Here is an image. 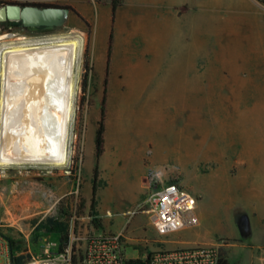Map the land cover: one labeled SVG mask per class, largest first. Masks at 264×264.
<instances>
[{
	"label": "rangeland",
	"instance_id": "rangeland-1",
	"mask_svg": "<svg viewBox=\"0 0 264 264\" xmlns=\"http://www.w3.org/2000/svg\"><path fill=\"white\" fill-rule=\"evenodd\" d=\"M142 5V0H122L115 14L105 147L92 215L93 147L109 5L99 0L85 11L80 8L81 13L70 12L62 26L50 29L0 22V66L3 51L17 44L43 45L62 38L80 42L68 164L0 165V252L9 255V238L18 255L41 256L44 240L57 243L58 234L35 240L32 222L54 217L70 224L76 215L85 222L97 219L105 232L123 234L127 259L158 249L210 245L225 251L228 264H264V205L247 198L238 179L240 153L263 139L262 132L260 137L255 133L264 120V0H196L191 27L182 31L192 44L171 58L156 12L152 19ZM158 7L155 0L153 8ZM260 12L261 29L256 26ZM85 46L92 72L83 93ZM150 167H164V181L197 200L195 225L156 233L144 204ZM0 264H6L1 254Z\"/></svg>",
	"mask_w": 264,
	"mask_h": 264
},
{
	"label": "bare ground",
	"instance_id": "bare-ground-1",
	"mask_svg": "<svg viewBox=\"0 0 264 264\" xmlns=\"http://www.w3.org/2000/svg\"><path fill=\"white\" fill-rule=\"evenodd\" d=\"M79 47L77 39L62 38L43 45L17 44L3 51L1 166L68 164Z\"/></svg>",
	"mask_w": 264,
	"mask_h": 264
},
{
	"label": "built area",
	"instance_id": "built-area-1",
	"mask_svg": "<svg viewBox=\"0 0 264 264\" xmlns=\"http://www.w3.org/2000/svg\"><path fill=\"white\" fill-rule=\"evenodd\" d=\"M164 167H150L145 175L148 190L145 205L151 224L161 235L176 232L197 223L193 212L197 200L176 183L165 182ZM133 214L130 213L129 216ZM76 216V215H75ZM72 218L68 228V242L60 250V243L44 240L42 255L32 256L21 264H221L218 247L197 245L180 249L147 251L139 259H127L122 249L123 234H111L96 227L92 219ZM106 216H111L106 212ZM10 264L9 255L0 252Z\"/></svg>",
	"mask_w": 264,
	"mask_h": 264
},
{
	"label": "crops",
	"instance_id": "crops-1",
	"mask_svg": "<svg viewBox=\"0 0 264 264\" xmlns=\"http://www.w3.org/2000/svg\"><path fill=\"white\" fill-rule=\"evenodd\" d=\"M42 1V0H41ZM50 1H63V4H49L58 6H70L75 12L81 13L82 9L85 11L87 8H91L92 4L99 0H50ZM107 2L109 5L110 0H101V2ZM155 0H142L143 12L145 9H149L150 18L153 19V14L156 12L162 29L165 31V38L163 47L167 56L174 57L175 55L182 54V48L191 46L190 38L183 37L184 30H188L191 27V16L195 14L196 0H158V9L153 8ZM121 7V6H120ZM119 7V8H120ZM82 8V9H80ZM110 8V7H109ZM118 8V9H119ZM117 9V10H118ZM156 10V11H155ZM262 12L259 13V20L257 25L262 28V21H260ZM262 20V19H261ZM128 37V35H127ZM107 47V44H106ZM113 52V49H112ZM164 52V53H165ZM106 55V50H105ZM165 56L166 58H168ZM112 66V56H111ZM110 66V84L112 79V67ZM105 67V61H104ZM104 76V69H103ZM102 76V79H103ZM108 88V87H107ZM260 130L255 133L256 137H260V133L263 139L258 138V143L253 150L245 149L243 153H240L238 159V179L239 188L243 189L247 198L254 199V203H260L264 205V120L259 125ZM261 137V138H262Z\"/></svg>",
	"mask_w": 264,
	"mask_h": 264
},
{
	"label": "trees",
	"instance_id": "trees-1",
	"mask_svg": "<svg viewBox=\"0 0 264 264\" xmlns=\"http://www.w3.org/2000/svg\"><path fill=\"white\" fill-rule=\"evenodd\" d=\"M0 4L2 5H9V4H15L10 3L6 1H0ZM122 0H110L109 1V7H110V30L107 38V47H106V55H105V67H104V76L102 79V93L101 98L99 101V117L96 122V129H95V136H94V147H93V154L96 161V164L92 170V187H91V198H90V214H93L95 199H96V193L98 190V177H99V169H98V161L104 154V147H105V122H106V103H107V87L110 77V66H111V56H112V49H113V42H114V36H113V24L115 19V14L117 9L121 6ZM19 6H25V5H36L40 7H47V6H54V7H66L70 10V12H75V10L70 6H58V5H45V4H17ZM83 60H82V67H83V76L81 80V91L84 93V90L86 88L87 84V77L88 74L92 72V68L89 66L88 62V49L87 46H85L83 50ZM34 225V235L35 240L43 235L49 236L52 233L58 234V242L60 243V250H62L64 247H66L68 242V228L69 224L65 220H61L59 218L54 217H48L42 221H36L33 222ZM93 223L96 225V227H100L99 221L97 219L93 220ZM6 240L9 242V260L10 264H21L30 257L18 255L14 248L12 247V244L10 243V239L6 238ZM220 256H221V264H228V261L226 259V253L223 249H219Z\"/></svg>",
	"mask_w": 264,
	"mask_h": 264
},
{
	"label": "water",
	"instance_id": "water-1",
	"mask_svg": "<svg viewBox=\"0 0 264 264\" xmlns=\"http://www.w3.org/2000/svg\"><path fill=\"white\" fill-rule=\"evenodd\" d=\"M69 13L66 7L9 4L0 7V22L14 21L26 29H50L62 26Z\"/></svg>",
	"mask_w": 264,
	"mask_h": 264
}]
</instances>
